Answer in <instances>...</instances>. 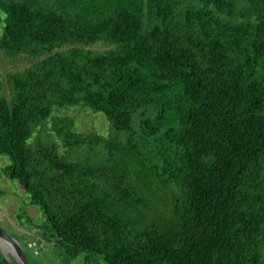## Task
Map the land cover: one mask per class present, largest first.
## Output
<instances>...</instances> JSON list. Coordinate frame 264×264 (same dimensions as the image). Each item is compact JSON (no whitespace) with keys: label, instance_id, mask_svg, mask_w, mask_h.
Wrapping results in <instances>:
<instances>
[{"label":"trees","instance_id":"1","mask_svg":"<svg viewBox=\"0 0 264 264\" xmlns=\"http://www.w3.org/2000/svg\"><path fill=\"white\" fill-rule=\"evenodd\" d=\"M0 11V50L37 59L0 94V176L70 259L264 264V0H0ZM76 106L102 114L108 137L51 117Z\"/></svg>","mask_w":264,"mask_h":264},{"label":"rangeland","instance_id":"2","mask_svg":"<svg viewBox=\"0 0 264 264\" xmlns=\"http://www.w3.org/2000/svg\"><path fill=\"white\" fill-rule=\"evenodd\" d=\"M3 18L4 14L0 11V35ZM107 48L103 43L88 47L93 51H102ZM36 60L24 54L6 56L0 50V79L2 82L0 94L9 100V89L5 81L7 74L22 71ZM55 116L70 117L73 121V130L78 133L108 137V123L100 113H93L83 107L76 106L53 108L51 117ZM46 128H48V124ZM51 140L58 143L53 137ZM7 164L8 159L5 156H0V170ZM151 188L152 193L149 196V201L156 204L159 196V209L167 210V194L160 187L158 189L152 185ZM0 228L21 246L30 264H105L97 256L85 252L70 259L69 251L55 243L52 231L45 224L39 208L30 204L29 196L15 181L4 176H0ZM0 256L11 260L4 250L0 251Z\"/></svg>","mask_w":264,"mask_h":264},{"label":"water","instance_id":"3","mask_svg":"<svg viewBox=\"0 0 264 264\" xmlns=\"http://www.w3.org/2000/svg\"><path fill=\"white\" fill-rule=\"evenodd\" d=\"M3 250L15 264H30L21 246L0 228V251Z\"/></svg>","mask_w":264,"mask_h":264}]
</instances>
